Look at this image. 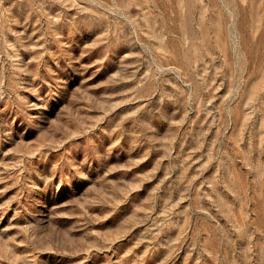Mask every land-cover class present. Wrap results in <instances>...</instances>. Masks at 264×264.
<instances>
[{
	"label": "rangeland",
	"instance_id": "1",
	"mask_svg": "<svg viewBox=\"0 0 264 264\" xmlns=\"http://www.w3.org/2000/svg\"><path fill=\"white\" fill-rule=\"evenodd\" d=\"M0 264H264V0H0Z\"/></svg>",
	"mask_w": 264,
	"mask_h": 264
}]
</instances>
